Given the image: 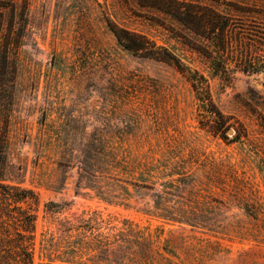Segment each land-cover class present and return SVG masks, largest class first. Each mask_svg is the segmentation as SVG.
<instances>
[{
    "label": "rangeland",
    "instance_id": "rangeland-1",
    "mask_svg": "<svg viewBox=\"0 0 264 264\" xmlns=\"http://www.w3.org/2000/svg\"><path fill=\"white\" fill-rule=\"evenodd\" d=\"M202 1L237 17L264 58V0ZM163 21L137 0H0L18 67L10 175L39 196L35 264L96 261L67 250L62 230L80 219L133 229L109 264H264V71L224 80ZM111 22L203 74L218 114Z\"/></svg>",
    "mask_w": 264,
    "mask_h": 264
},
{
    "label": "trees",
    "instance_id": "trees-1",
    "mask_svg": "<svg viewBox=\"0 0 264 264\" xmlns=\"http://www.w3.org/2000/svg\"><path fill=\"white\" fill-rule=\"evenodd\" d=\"M137 2L161 15L164 23L170 21L172 30L183 44L201 53L209 67L222 79L231 81L239 69L246 72L264 71V58L258 53L257 46L250 43L239 30V21L231 12L202 0ZM110 27L124 48L169 63L187 75L197 91L200 106L210 111L211 117L218 114L211 107L207 79L180 55L135 30L114 22L110 23ZM7 37L0 30V264H35L39 196L33 189L13 183L10 175L13 166L11 127L16 105L18 67L15 47ZM92 160V163L83 164L96 166L98 158ZM59 208L61 205L54 201L45 205L48 213L57 212ZM126 224L119 233L107 234L103 231L102 221L98 219H80L75 223L68 221L62 230L67 239V250L75 252L84 248L97 257L92 264H109V255L116 254L128 233L133 231ZM47 242L52 245L53 238Z\"/></svg>",
    "mask_w": 264,
    "mask_h": 264
},
{
    "label": "water",
    "instance_id": "water-1",
    "mask_svg": "<svg viewBox=\"0 0 264 264\" xmlns=\"http://www.w3.org/2000/svg\"><path fill=\"white\" fill-rule=\"evenodd\" d=\"M230 132H231V130H230Z\"/></svg>",
    "mask_w": 264,
    "mask_h": 264
}]
</instances>
